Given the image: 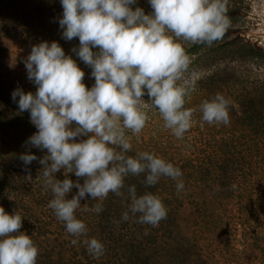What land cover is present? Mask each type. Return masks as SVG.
<instances>
[{
  "label": "trees",
  "instance_id": "trees-1",
  "mask_svg": "<svg viewBox=\"0 0 264 264\" xmlns=\"http://www.w3.org/2000/svg\"><path fill=\"white\" fill-rule=\"evenodd\" d=\"M152 11L148 0H137L132 7ZM60 0H0V48L18 38L58 42L85 72L86 87L94 84L91 68L72 52L78 38H62L59 18ZM191 59L190 71L197 76L195 90L186 98L185 107L194 109L191 128L183 139L175 138L163 127L155 108L148 107L149 119L143 130L131 136L132 151H150L179 167L184 190L177 193L176 181L161 177L146 187L144 175H129L125 185H135L137 194L158 195L167 209L166 218L157 226L137 222L127 210L126 189L122 195L109 193L103 210L90 209L98 200H81L75 215L86 224L79 238L66 232L64 223L48 207L50 190L41 180L39 159L47 150L31 147L27 139L37 129L27 110L21 112L11 98L16 88L35 92L36 85L23 66L0 70V207L22 216L19 231L31 236L39 252L36 264H262L264 258V83L248 81L235 68L216 67L221 62L259 60L254 52H199L206 44L180 41ZM32 47V46H31ZM31 50V49H30ZM97 51V49H94ZM216 93L229 98V124L201 121L199 105ZM19 97H17V100ZM148 100L147 95L143 97ZM131 135V133H129ZM31 151L37 160L24 165L21 153ZM58 179H63L61 172ZM72 180L77 178L69 174ZM77 191L73 188L68 198ZM95 237L104 244L98 259L87 251L85 239ZM77 239V244L71 243Z\"/></svg>",
  "mask_w": 264,
  "mask_h": 264
},
{
  "label": "clouds",
  "instance_id": "clouds-1",
  "mask_svg": "<svg viewBox=\"0 0 264 264\" xmlns=\"http://www.w3.org/2000/svg\"><path fill=\"white\" fill-rule=\"evenodd\" d=\"M148 3L152 11L146 14L142 7H132L137 0H60L62 38H78L72 52L91 68L94 84L86 87L85 72L58 42L41 41L24 60L36 91L16 88L11 93L37 129L26 143L47 150L39 163L42 183L52 196L48 207L76 238L87 232L75 215L86 194L100 201L90 209L100 213L110 192L120 196L126 189L129 204L121 220L131 214L139 223L157 226L167 216L162 199L147 191L138 195L135 185H125L126 177L143 174L146 187L168 177L176 181L178 194L184 190L183 173L172 162L150 151L128 154L131 136L145 127L148 107L158 111L163 127L177 139L191 128L194 109L185 103L197 76L180 41L210 46L219 40L231 22L227 0ZM230 103L221 93L203 100L201 121L229 124ZM19 159L30 165L37 156L27 151ZM61 170L64 178L58 179ZM69 174L83 178V183ZM73 188L77 191L68 198ZM21 224L18 211L9 214L0 207V264H36L39 249L31 236L19 231ZM83 243L94 258L103 255L104 244L97 238Z\"/></svg>",
  "mask_w": 264,
  "mask_h": 264
},
{
  "label": "rangeland",
  "instance_id": "rangeland-1",
  "mask_svg": "<svg viewBox=\"0 0 264 264\" xmlns=\"http://www.w3.org/2000/svg\"><path fill=\"white\" fill-rule=\"evenodd\" d=\"M230 25L224 35L212 45H206L199 52H210L218 60L219 52H254L262 58L249 62H221L212 69L220 66L235 68V71L248 81L264 83V0H227ZM146 14L147 10L144 8ZM32 41L21 43L18 38L12 43L0 48V70L6 68H23L24 60L30 53ZM78 66H80L78 64ZM253 264H260L255 261ZM264 264V258L262 261Z\"/></svg>",
  "mask_w": 264,
  "mask_h": 264
}]
</instances>
